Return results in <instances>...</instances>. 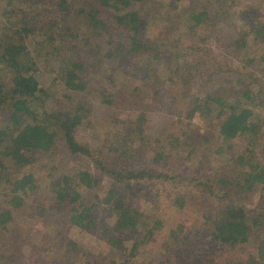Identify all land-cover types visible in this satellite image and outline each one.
<instances>
[{
    "label": "trees",
    "instance_id": "obj_1",
    "mask_svg": "<svg viewBox=\"0 0 264 264\" xmlns=\"http://www.w3.org/2000/svg\"><path fill=\"white\" fill-rule=\"evenodd\" d=\"M50 1L51 7L35 8L38 0H12L6 10H20L23 17L8 19L11 26L0 32V68L8 79L7 85L0 82V188L6 190L0 201V264H17L10 230L15 218L50 216L49 201L54 212L69 211L71 226L81 233L104 235L94 245L75 239L64 244L61 238L47 243L51 264L60 255L58 264H181L192 236L241 251L222 260L206 254L203 264H264V73L254 69L257 56L248 43L249 35L264 41V20L242 31L226 10L236 0ZM153 18L162 26L156 41L146 31ZM215 35L239 56L237 66L232 60L222 67L210 44ZM173 38L186 50L172 57L174 70L163 66ZM57 42L67 55L49 59L57 76L51 77L40 65L46 45ZM74 52L88 61L73 58ZM92 60L97 68L87 81L80 72ZM134 64L139 70H129L119 86L97 84L100 67ZM57 81L65 83L59 95L49 87ZM175 81L183 86L178 99L188 100L183 115L146 113L143 101L151 90L171 96ZM87 94L94 103H86ZM113 106L130 109L124 112L132 121L116 127L133 143L134 154L145 156L144 144L154 142L147 167L113 150L109 134L88 136L94 119L105 120L97 112ZM196 114L204 130L193 123ZM85 134L90 138L83 139ZM59 153L47 174L36 171ZM99 175L114 179L102 196ZM144 185L155 191L144 190L147 199L163 209L152 224L143 222L132 202L134 196L141 200ZM256 191L259 205L251 209L246 199ZM104 204L112 209L113 225L100 218ZM121 231L134 237L130 245ZM158 241L162 246L156 248Z\"/></svg>",
    "mask_w": 264,
    "mask_h": 264
},
{
    "label": "rangeland",
    "instance_id": "obj_2",
    "mask_svg": "<svg viewBox=\"0 0 264 264\" xmlns=\"http://www.w3.org/2000/svg\"><path fill=\"white\" fill-rule=\"evenodd\" d=\"M165 1V0H162ZM12 0H1L0 1V32H4L5 28L7 26H11L8 19L13 18L15 22H19L23 17V12L19 11H12V10H6L11 9L8 5H10ZM184 4L191 3V0H183ZM158 4V1H154V5ZM53 5V2L50 0H38L34 4L33 7L40 8L43 6H49L51 7ZM21 9L28 11L30 9L29 5L21 4ZM264 0H236L235 4L231 8H226V10L230 13L231 20L238 23L241 27L242 31H248L250 30V23L253 22V20L257 21L261 18V20H264ZM151 9V8H150ZM149 9V10H150ZM8 11V12H7ZM33 14L31 13V16ZM182 26V24H181ZM177 28V27H175ZM6 31V30H5ZM147 35L148 37L156 41L158 36L161 35L162 32V26H161V20L157 18H153L151 25L146 27ZM182 32V30H180ZM173 35L175 37H178L175 29H173ZM172 35V37H173ZM5 38H8V34H3ZM185 40L187 39L184 37V35H181ZM179 38V37H178ZM176 39V38H175ZM174 38L172 39V43L167 46V53H166V59L163 62V66L166 67V65L170 66L174 70L175 63H173L172 57L174 56H182L186 50H184L178 42L174 41ZM226 41H224L220 36L215 35L214 38L211 40L210 44L214 51L218 52V59L220 62L223 63L222 67H229L232 63V60L234 62V65L237 66L239 61V56L235 53H231L230 50L226 47ZM248 43L250 45L251 50L253 53L256 54V63L254 64V69L261 71L264 73V60H262V57H264V41L260 40L259 38L249 35L248 36ZM58 45L51 44L46 45L45 47V60L40 65V69L42 71L47 72V74H50L52 76H56V73L51 72L52 63L58 62L62 60L67 53H61L59 51L62 49V46H59L60 44L57 42ZM62 44V43H61ZM180 47H176V45ZM55 54V56L53 55ZM104 55V54H103ZM53 56V62H49V59H52ZM73 58H81V56L77 55L76 52L72 53ZM69 59H72V57H68ZM83 61L82 63L87 59L86 57L81 58ZM88 61V60H86ZM95 61H89V65L85 69L86 72H80V75H82V78L84 80L90 81L93 78V75H95V70L97 68L96 64H94ZM130 66V65H129ZM128 65H119L115 69L109 68L108 70L99 68V76H97V84L101 85L102 81L104 84H109L112 88H115L121 84V80H123L125 77L128 76L129 70L132 68L134 70H139V65L134 64L129 67ZM1 67V66H0ZM81 71V70H80ZM259 72L262 76L263 74ZM57 77V76H56ZM264 81V77L262 79ZM8 79L5 76V73L0 68V82L7 85ZM59 81V80H58ZM56 82L54 85H49L50 89H53L56 91V93L61 94L65 90V83L64 81L62 84L59 82ZM113 81V82H111ZM52 83V80L49 82V84ZM115 85H114V84ZM171 85V84H169ZM168 85V86H169ZM97 87H92V90H96ZM154 89V88H152ZM183 89V86L174 82L173 85H171V92L173 95L165 97V91L160 90L159 93H156V89L151 90L150 96L147 100H144L143 103V110L147 112L151 111L154 113H158L157 111L153 109H160L163 114H167L172 116H181L185 112L187 106H188V100L185 98L178 99L177 96L180 95L181 90ZM60 92V93H59ZM163 92V93H162ZM177 95V96H176ZM86 103H94L95 98L92 95L87 94L86 95ZM175 96L176 102L175 105L171 103L172 97ZM165 99V105H162L160 103V99ZM142 103V102H141ZM146 107V108H145ZM124 110H130L128 108H119L118 106H113L110 108H101L97 114L99 115V118L103 116L105 120H98L94 119L93 123L90 124V134L88 136H93L96 133L98 134V137L104 138L107 134L108 140L107 144L112 147V149L122 152L124 154H127L131 156L132 158H136L138 166L139 167H147V165L150 162V158L153 155V147L154 142L150 140V142H146L145 145V152L143 157L138 154H134V147L133 143L131 144L130 139L127 138L120 129H118L116 126H119L123 123L124 120L130 121L131 119L127 116V113L124 112ZM159 114V113H158ZM177 119V117H175ZM132 121V120H131ZM153 120H151L150 125H152ZM193 123L201 127V130H204L205 128V122L200 118L199 114H196L193 117ZM154 124V123H153ZM115 127V128H114ZM156 133L158 136L162 137L161 131H157ZM157 135H154V138H156ZM90 138L87 137V134H85V137L83 139ZM138 145H141L138 143ZM62 153V152H61ZM202 154L198 153V155ZM62 155L59 153L56 157L54 156L51 161H47L45 164H39L36 166V171L41 174H47L49 172L50 166L52 162H55L60 158ZM202 158H204L205 155H200ZM204 160V159H203ZM195 163V161H194ZM90 167V166H89ZM30 168H26L23 171H27ZM95 172V171H94ZM21 175V174H20ZM99 179L101 182L102 189L100 192L101 196L106 195L112 185H113V178L107 177L105 175H99ZM149 192H155L151 186H143L140 187L139 192L142 191L140 195V199L138 200V197H133L132 202L134 203V206L137 207V204L140 207L141 212L143 213V222L148 223H154L155 220H157L160 213L163 211V209L158 206L156 203H154L152 200L147 199L145 196L144 190ZM6 193V190L4 189V186L0 188V201L2 200L3 195ZM259 191H256L254 193H251L248 196L247 205L248 207H251V209H256L259 205L258 198H259ZM53 202L49 201L45 203V206L48 208V212H50V216L46 217H35V218H29L27 216H21L16 217L13 223L10 226V230H13L15 233V236H12L11 242H14V250L16 251V260L17 264H51L49 247L47 246V243L54 245L55 242H58V238H61L64 244L66 242H69L70 239H75L79 243H86L87 245H94L98 242H102L104 239V235L102 233L96 232H86L81 233L77 228L72 227L70 224V212L66 211L64 209H59L57 211H53ZM100 218L103 219L107 224L113 225L115 224V217L113 216L112 209L110 206L104 204L101 208L100 212ZM140 233L138 234V238L143 236V232L139 230ZM120 236L125 238L127 241V245H130L132 242L130 239H133L134 237L129 234L127 231H121L119 232ZM136 237V236H135ZM201 237H191L189 242L183 246V257H180L181 264H190L191 261H195L196 264H203L204 263V257L207 256L206 254L211 255L210 258H214L215 260H222L224 257H231V256H237L240 251V249H227L226 246H222L219 243H215L209 239H200ZM140 239V238H139ZM162 246V242L158 241V244L156 248H159ZM48 247V248H47ZM205 247L207 248V253L205 250ZM217 249V251H216ZM49 250V251H48ZM216 251L214 255L212 253ZM218 256V257H216ZM64 255H60L57 259L55 264H58V261L62 260ZM186 257H189V262L185 260ZM191 257H193L191 259Z\"/></svg>",
    "mask_w": 264,
    "mask_h": 264
}]
</instances>
